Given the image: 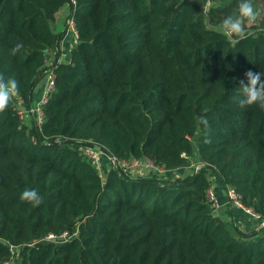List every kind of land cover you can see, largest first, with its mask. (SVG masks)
<instances>
[{
  "label": "trees",
  "instance_id": "trees-1",
  "mask_svg": "<svg viewBox=\"0 0 264 264\" xmlns=\"http://www.w3.org/2000/svg\"><path fill=\"white\" fill-rule=\"evenodd\" d=\"M238 3L0 0V74L19 82L25 107L48 53L60 56L61 9L78 35L51 64L43 123L20 120L16 97L0 116V264H264V227L244 233L206 199L214 175L264 220V109L239 106L245 73L264 72V33L220 30ZM81 145L166 170L203 167L175 181L113 170L103 182ZM25 189L43 203L22 201ZM64 232L66 242L44 240Z\"/></svg>",
  "mask_w": 264,
  "mask_h": 264
},
{
  "label": "built area",
  "instance_id": "built-area-1",
  "mask_svg": "<svg viewBox=\"0 0 264 264\" xmlns=\"http://www.w3.org/2000/svg\"><path fill=\"white\" fill-rule=\"evenodd\" d=\"M67 27L69 28L70 33L73 35L74 41H76L78 39V35L71 16L67 20ZM46 65L48 69L42 80V87L39 97L35 98L32 103L28 105V107H25L23 101L19 97H16L15 110L17 116L22 121H26V118L31 119L36 127H39L43 123L44 107L47 105L51 95L55 91V75L53 72V68H50L52 66L50 64H47V62ZM78 150L80 152V155L98 171L99 175L102 174V159H105L110 169L116 172L134 173L142 170H151L157 175L170 173V170L155 166L153 162L147 157L119 159L116 156L109 154L108 152L101 150L98 147L88 145H81ZM185 167H188L191 170L193 168L194 174H196L201 170L203 165L200 163H193ZM209 179L212 183L213 176H210ZM224 192L226 196V204L228 206H231L243 212L254 221H260V216L256 212H254L251 207H247L243 204L241 196L237 194L234 189L225 188ZM206 199L209 203L212 214L216 215L221 205L212 185H210V187L206 191ZM260 224L264 227V220H262ZM69 238L70 235L67 232H64L60 235L49 234L44 238V240L53 243H62L66 242Z\"/></svg>",
  "mask_w": 264,
  "mask_h": 264
},
{
  "label": "clouds",
  "instance_id": "clouds-1",
  "mask_svg": "<svg viewBox=\"0 0 264 264\" xmlns=\"http://www.w3.org/2000/svg\"><path fill=\"white\" fill-rule=\"evenodd\" d=\"M209 3H211V0H209ZM262 14H264V10L254 6V0H239L237 14L226 16L219 28L228 37H238L239 40H244L250 35L246 31V26L257 24ZM22 48L23 44L18 43L11 49L12 55L15 56L20 53ZM239 89L241 92L239 106L241 108L256 105L264 109V72L247 71L245 80L240 82ZM18 95L19 82L14 78H6L3 74H0V116L7 113L9 105ZM199 122L205 130L210 128L206 116L200 117ZM20 199L32 207H38L43 203L40 193L34 189H25L21 193Z\"/></svg>",
  "mask_w": 264,
  "mask_h": 264
},
{
  "label": "rangeland",
  "instance_id": "rangeland-1",
  "mask_svg": "<svg viewBox=\"0 0 264 264\" xmlns=\"http://www.w3.org/2000/svg\"><path fill=\"white\" fill-rule=\"evenodd\" d=\"M198 3L202 4L203 9L206 11L211 5L214 4V0H211V3H209V0H196ZM254 6H256L259 9L264 10V0H257L254 2ZM69 10L67 7L64 8V10H61L59 14H56L55 16V23L53 28V31L57 34L65 32L64 35V40L62 39L60 43V56L57 57V59L54 56V53H48V58H47V64H50L52 62L61 63L66 61V56L68 52L76 45V41H74L72 38L73 36H70L71 33L69 31V28L65 25H67V20L69 18ZM246 31L250 34H254L257 32H263L264 33V14L260 17L259 21L257 24L252 25V26H246ZM69 34V35H68ZM68 39L66 40L65 37ZM26 121H30L29 118L25 119ZM102 174H100L101 180L105 182L107 176L111 173V169L105 159H102ZM123 175H126L127 177L131 179H162V180H181L184 179L185 177L192 176L194 174V169L192 170L188 167H183L180 169H175V170H170V173H165V174H160L157 175L151 170H142L139 172H134V173H124L121 172ZM214 176V175H213ZM218 215V213H217Z\"/></svg>",
  "mask_w": 264,
  "mask_h": 264
},
{
  "label": "crops",
  "instance_id": "crops-1",
  "mask_svg": "<svg viewBox=\"0 0 264 264\" xmlns=\"http://www.w3.org/2000/svg\"><path fill=\"white\" fill-rule=\"evenodd\" d=\"M61 10H64V8ZM59 12L57 14H59ZM67 37H69V36L65 37L66 40L68 39ZM63 40H64V38H63ZM41 87H42V82L37 86V88L34 92L36 98H38L40 95ZM211 185H212V187L216 193V196L218 198V201L220 202V205H221L220 209L217 212L218 215L217 214L215 215L216 217H218L221 220L226 221V222L232 221L240 229V231H242L244 233H248L251 231L258 232L259 229L263 227V226H261V224H257V222L252 220L249 216L244 215V213L237 211V209H235L231 206H228L226 204L225 192H224L223 188L221 187V185L215 180L214 177H213Z\"/></svg>",
  "mask_w": 264,
  "mask_h": 264
},
{
  "label": "water",
  "instance_id": "water-1",
  "mask_svg": "<svg viewBox=\"0 0 264 264\" xmlns=\"http://www.w3.org/2000/svg\"><path fill=\"white\" fill-rule=\"evenodd\" d=\"M45 52H47V51H45Z\"/></svg>",
  "mask_w": 264,
  "mask_h": 264
}]
</instances>
